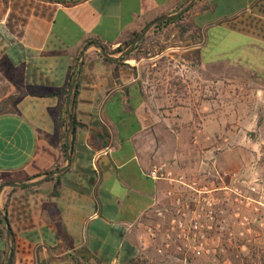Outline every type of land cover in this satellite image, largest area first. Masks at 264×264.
Segmentation results:
<instances>
[{"label": "crops", "instance_id": "crops-1", "mask_svg": "<svg viewBox=\"0 0 264 264\" xmlns=\"http://www.w3.org/2000/svg\"><path fill=\"white\" fill-rule=\"evenodd\" d=\"M190 1L0 0V65L19 91L0 115V177L42 180L0 186V264H126L148 244L143 228L162 198L151 165L191 170L197 141L215 134L234 144L224 157L264 155V0H195L200 40L163 53L179 65L157 86L146 60L100 53ZM79 63L67 165L57 124L68 122L64 91Z\"/></svg>", "mask_w": 264, "mask_h": 264}, {"label": "rangeland", "instance_id": "rangeland-1", "mask_svg": "<svg viewBox=\"0 0 264 264\" xmlns=\"http://www.w3.org/2000/svg\"><path fill=\"white\" fill-rule=\"evenodd\" d=\"M188 11L187 13H181V11H178L174 16L169 18H177L172 22L162 24L161 22L163 21H160L156 23V25L159 24L158 27L151 26L145 35L140 39L143 40L142 43L139 40L140 44L138 42V45H135L138 49L135 50V52H133V49L130 52L131 55L127 59L134 62L146 60L145 62H142V67L150 70L153 69L155 71L159 69L161 76H158L157 73H155L154 76L156 86L158 77H160L161 80L165 78L163 72L164 70L169 71L179 65L176 63L174 66L175 61L170 57L174 55L173 53H163L165 51H169V49L183 46L185 36H179L177 32V25L188 26L191 24V15L194 10H190L189 8ZM184 13V16L178 18ZM191 30L192 29H190L189 32ZM130 39L131 37L118 49L106 51L120 56L131 46L126 47L125 45V43H127ZM4 68V65H0V105L4 103L8 97L16 96L14 94L19 93V91L14 89L13 85L7 81V77L11 74L6 73L7 71H5ZM9 78L13 80L12 76ZM199 82H201L200 79ZM209 145L212 147H219L220 150L215 152L213 156H205V150ZM232 146L234 147V144H230L227 140L222 139L218 134H215L213 138H209L204 141L198 140L196 149L199 150V159L196 164L194 162L191 163L192 165H195V167L191 170H204L213 166L219 174L228 171L230 175L228 183L230 189L229 200L228 202L220 201L219 204H217L218 224L214 233L208 236V252H205L204 257L195 260L190 256H187L186 261H184L182 255L173 251L159 254L156 251L155 246L151 245L152 243L148 241V244H145L146 246H140L142 249L141 252H139L133 260L128 261L126 264H227L223 259L226 252L218 250V248L220 249L224 243H228V236L236 232L240 233V237H244L245 233L253 234L258 238H256V242L260 243V246L264 251V155H259V152H253L249 150V148L245 147L244 149L247 152L242 154H238L233 150H229L230 155H226L225 157L220 154L224 152L223 149H231ZM200 151H202L203 154H200ZM205 157H207V159H205ZM260 167L262 169L257 170ZM235 188L240 191V195L234 193ZM241 195L245 198V200L241 197ZM220 196L221 192L219 194V198L221 200ZM157 243L160 245V240ZM245 245H249V243ZM240 251L244 257L250 255L249 250L245 247H242ZM217 252L221 257V259L218 260L221 262L212 257ZM261 255L264 256V252L261 253Z\"/></svg>", "mask_w": 264, "mask_h": 264}, {"label": "built area", "instance_id": "built-area-1", "mask_svg": "<svg viewBox=\"0 0 264 264\" xmlns=\"http://www.w3.org/2000/svg\"><path fill=\"white\" fill-rule=\"evenodd\" d=\"M146 176L164 186L160 202L155 199L151 207L153 222L143 228L147 241L159 254L173 251L184 261L204 257L218 224L217 204L229 200V172L219 174L213 166L185 171L163 162L151 165ZM234 193L240 195L236 188Z\"/></svg>", "mask_w": 264, "mask_h": 264}, {"label": "trees", "instance_id": "trees-1", "mask_svg": "<svg viewBox=\"0 0 264 264\" xmlns=\"http://www.w3.org/2000/svg\"><path fill=\"white\" fill-rule=\"evenodd\" d=\"M49 1H54L57 3L63 2V0H49ZM185 13H187V12H185ZM185 13L183 15H180L178 18L184 16ZM176 19L177 18H172V19H169L167 21H163L161 23L166 24V23L172 22ZM158 25L159 24H157V25L155 24L153 26L158 27ZM177 29H178L177 32H178L180 37L185 36V38L186 37L191 38L193 36V37H196V39H192V41L193 42H199V40H200L199 30L196 27H194L192 25V23L189 24L188 26L187 25H177ZM190 29H192V30L189 32ZM137 36H138V34H134L133 37H131V39L127 43H125L126 47L130 46L132 44V42L136 39ZM142 41L143 40H140L141 43H142ZM140 42H139V44H140ZM137 49L138 48L135 47L133 52H135V50H137ZM104 50L107 54L112 55V53L107 52L106 49H104ZM130 55H131V53L124 56L119 61L127 60ZM105 60H108V59L105 58ZM75 77H76L75 71H73L69 74L66 90L64 91L66 96L69 93L70 85H71L72 81L75 79ZM77 91H78V82H76L74 84V87H73V92H72V96H71V106H70L71 111H72V108L74 105V100L76 98ZM59 94L60 93H57V95H59ZM15 99H16V96L8 97L6 99V101L0 105V115L8 114L11 112L10 104H12V102H14ZM71 117H72V129L70 131V135L72 136L75 132L76 121H75L72 113H71ZM68 125H69V123L67 122L66 117H65V120L63 122L59 121L57 124V138L60 141H62V143H63V153L66 151L65 150V136H66ZM68 151H69V153L71 152V143L70 142L68 143ZM34 178H37V177H33L32 179H34ZM29 180L30 179L27 178L24 181V183H22L23 185L21 186V188L28 187L27 185H25V183L28 182ZM11 182H13V181H11L10 179H8L4 176H1L0 186L3 184L11 183ZM15 190H16V188H12L11 192H14ZM6 211H7V203H5V205L3 207V212H4L3 217H6ZM257 232H258V230H257ZM239 234H240L239 232L231 234L230 236H228V243L226 242V243H224V245H222L220 247V249L218 248V250H221V251L223 250L226 252L225 257H223L224 261L227 264H264V256L261 255V253H263L264 251H263L262 247L260 246V243L256 242V240L258 238L255 237L253 234H247V233L244 234L243 233L244 237H240L241 235H239ZM10 243L12 244L11 238H10ZM247 243H249V245H245ZM242 247L247 248V250H249V252H250V255H248L247 257H244L240 251ZM9 249H10V251H12V246H10ZM212 257L216 260L221 259L218 252ZM219 262H221V261H219Z\"/></svg>", "mask_w": 264, "mask_h": 264}, {"label": "water", "instance_id": "water-1", "mask_svg": "<svg viewBox=\"0 0 264 264\" xmlns=\"http://www.w3.org/2000/svg\"><path fill=\"white\" fill-rule=\"evenodd\" d=\"M195 2V0H191L185 7L184 9L181 11V13L187 11L192 5L193 3ZM170 17L172 16H166V17H162V18H159L155 21H153L152 23L148 24L139 34L138 36L136 37V39L132 42L131 46L125 51L123 52L121 55H120V58L121 57H124L126 56L128 53H130L135 45L139 42V40L145 35V33L148 31V29L155 25L156 23L160 22V21H164V20H167L169 19ZM99 47V46H98ZM100 49V53L106 57V58H111L108 56V54L105 52V50L102 48V47H99ZM80 67H81V63H79L78 65V69L76 71V74L78 75L79 71H80ZM76 83V77L75 79L72 81L71 85H70V88H69V99H68V109H67V118H68V122H69V125H68V128H67V132H66V136H65V141H66V154H65V157H66V162H67V165L69 164V151H68V138H69V135H70V131L72 129V117H71V112H70V98L72 96V92H73V87H74V84ZM64 168L60 169L59 171H63ZM54 173H50L49 175H47V177H45V179H48L49 177H51ZM42 182V180H39V181H35L33 183H29V184H26V185H35V184H38ZM22 185L21 184H18V183H7L5 185H3V187H8V188H18V187H21ZM3 221L6 225V234H7V237L9 235V227H8V223H7V219L6 217H3ZM6 264H9V260H7V263Z\"/></svg>", "mask_w": 264, "mask_h": 264}]
</instances>
